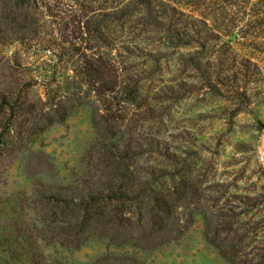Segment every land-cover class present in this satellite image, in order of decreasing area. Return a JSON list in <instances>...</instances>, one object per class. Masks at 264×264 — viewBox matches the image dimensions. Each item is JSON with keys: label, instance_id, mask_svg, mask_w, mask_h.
I'll return each mask as SVG.
<instances>
[{"label": "rangeland", "instance_id": "1", "mask_svg": "<svg viewBox=\"0 0 264 264\" xmlns=\"http://www.w3.org/2000/svg\"><path fill=\"white\" fill-rule=\"evenodd\" d=\"M71 2L45 0L19 6L0 0V15L28 14L33 21L39 19L30 33L11 30L9 39L0 41V93L18 91L14 135L27 127L33 111L47 107L49 75L60 81L52 84L53 96L66 99L63 78L74 73L76 48L88 51L83 48L95 44L86 35H74L72 21L68 26L54 21L41 24L40 12L50 10L47 4L57 12L71 9ZM99 2L95 7L112 6ZM175 2L186 15L202 14L213 23L210 28L199 25L197 42L174 48L146 39L142 51L126 47L116 58L131 68L132 81H139L143 94L157 99L151 102L157 109L144 126L140 121L118 123L126 132L138 127L136 133L161 134L160 143L144 139L133 162L144 167L150 187L170 190L172 198L179 200L172 202L164 223L151 232L122 225L118 235L132 236L134 243L114 246L94 238L79 250L67 251L39 241L31 252L26 248V254L18 257L28 261L24 264H92L108 252L141 264H233L207 239L205 213L213 214L220 237L229 234L230 246L243 253L249 264H264V202L246 201L254 191L264 193V0H237V5L234 0ZM147 9L139 4L134 15ZM253 35L256 41L251 40ZM73 89L69 96L74 105L67 118L36 131L25 143L12 137L14 145L0 160V236L8 240L3 239L0 252L10 249L19 254L24 250L19 236L35 235L41 220L51 216L50 205L36 206L30 198L36 190L75 185L94 173L89 159L98 134L92 110L99 108L103 114L111 104L95 100L93 90L83 83ZM112 108L121 107L113 103ZM163 145L168 147V157L159 151ZM148 157L151 162L145 165ZM161 160L166 161L163 166ZM117 205L111 212H121L124 223L128 208ZM248 227H253V233Z\"/></svg>", "mask_w": 264, "mask_h": 264}, {"label": "trees", "instance_id": "2", "mask_svg": "<svg viewBox=\"0 0 264 264\" xmlns=\"http://www.w3.org/2000/svg\"><path fill=\"white\" fill-rule=\"evenodd\" d=\"M12 1L15 5L30 6L32 3L39 4L45 0ZM175 1L105 0L106 5L112 6L101 9L95 7L97 3H100L99 0H73L72 5H69L71 9L68 11L53 12L51 5L47 4L50 10L40 12L41 24L46 25L47 22L54 21L58 26L63 22L65 26H68V23L72 21L75 27L74 35L75 33L81 36L86 35L84 38L93 40L95 44L83 48L89 52L81 51V47L76 48L75 56L78 55V59L77 64L74 65V73L67 74L63 78L62 86L66 85L65 89L68 93L64 101L56 100V96H53L56 90L53 92L52 84H60V81L55 82L57 80L49 75L48 83H46L49 89V94L46 92L47 98L45 99L47 107L40 108L36 113V110L30 112L27 127L17 135L14 133L16 132L15 123L19 117V110L16 107L18 91L16 89L8 94L0 93V113L3 112L4 107L7 109L0 118V160L6 156L5 151L8 147L14 145L12 137L25 143L36 131L45 130L51 124L62 122L67 118L74 105L73 98L69 95L74 93L72 88L79 89L82 83L93 90L95 100L99 102L103 100V103L108 101L111 105L106 107V113L103 114L99 108L92 110L93 123L98 134L97 143L89 159L93 163L94 173L90 172L89 178L81 179L75 185L48 186L46 189L36 190L34 196L30 198L34 200L36 206H38L37 203L41 204V207L50 205L53 209L51 216L41 220L42 226L37 229L35 235L28 232L24 236H19L24 242V250H21L19 254L10 249L0 252L1 264L28 262L18 257L26 254V248L31 252L39 241L53 242L55 247L58 246L67 251L79 250L94 238L107 242L108 245L120 246L124 242L133 241L132 236L120 237L118 235L117 231L122 225L125 228L139 226L142 231L151 232L156 224L164 223V219L169 215L172 202L178 201L179 198H172L173 192L167 189L155 191L153 187H150L151 182L145 180L144 167L140 164L135 166L133 162L137 157L139 151L137 148L141 142H145L144 139H146V143L153 141L160 143L161 134L157 132L136 133L138 127L128 132L118 128V123L124 121L134 123V125L139 124L140 121L141 126H144V121L151 117V114L154 115L157 109L156 104L151 103L157 99L143 94V87L139 81H132L131 68L124 66L122 60L118 61L116 57L126 47L129 50L136 48L142 51L145 47L141 43H144L146 39L154 38L157 42L174 46V48L191 46L197 42L195 34L198 32L199 25L210 28L209 26L213 23L202 14L186 15L178 9ZM234 1L237 5V0ZM143 3L150 9L134 15L138 5ZM76 6L78 8L73 9ZM86 7H90L89 16L86 15L89 11L82 12V9ZM33 20L28 14L14 18L0 15V41L9 39L11 30L13 33L15 31L30 33V28H37L39 24V19ZM75 39L79 43V40ZM256 39V35L251 36V40L256 41ZM102 48L109 52L100 50ZM130 70L131 75H129ZM160 78L164 80L163 77L160 76ZM207 78L210 80V77ZM108 95L111 99H108ZM113 103L121 108L113 109ZM159 151L163 155L167 154L168 157L167 146L163 145ZM143 152L146 151L143 150L142 154ZM150 159L151 157L144 159L145 165L151 162ZM165 162V160L160 161L161 165ZM95 175L98 177L96 178ZM253 193L247 195L246 201L249 199L248 202L254 204L264 202V193L258 194L255 191ZM113 202L115 204L109 209ZM117 203L128 208L129 216L125 218L124 223H122L121 212H111L113 209L116 210ZM212 215L205 213L207 239L219 247L221 254L233 264H249L243 253L234 249V246H230L229 234L220 237L219 230H215ZM248 228V231L253 233V227ZM50 231L52 234H48ZM3 239L5 240L0 236V244L4 241ZM92 264L141 263L131 257L108 252Z\"/></svg>", "mask_w": 264, "mask_h": 264}]
</instances>
